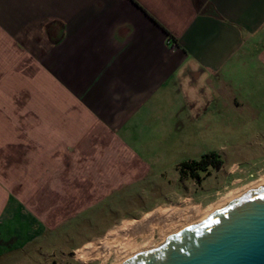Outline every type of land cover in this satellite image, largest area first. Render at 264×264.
<instances>
[{
	"label": "crops",
	"instance_id": "obj_1",
	"mask_svg": "<svg viewBox=\"0 0 264 264\" xmlns=\"http://www.w3.org/2000/svg\"><path fill=\"white\" fill-rule=\"evenodd\" d=\"M242 107L264 111V0H0V231L95 221L115 191L159 179L151 212Z\"/></svg>",
	"mask_w": 264,
	"mask_h": 264
},
{
	"label": "rangeland",
	"instance_id": "obj_2",
	"mask_svg": "<svg viewBox=\"0 0 264 264\" xmlns=\"http://www.w3.org/2000/svg\"><path fill=\"white\" fill-rule=\"evenodd\" d=\"M263 112L262 108L242 107L238 113L236 112L234 119L230 117V121H223L220 126L216 124V127H211L209 132L196 142L195 153L188 154L190 158L198 159L204 153L215 150L223 160L222 169L202 173L203 178L210 176L203 186L200 181L184 179L177 189L173 188L171 191L173 195L175 192L179 194L176 199L144 214L156 204L167 200L166 193L170 186L163 185L159 179L157 184H146L144 187L131 185L126 189L115 191L107 201L101 202L93 214L95 221L90 222L80 216L77 221L62 222L56 231L45 229L41 238L35 236L34 231L31 236L25 235L22 233V226H19L21 231L13 232L14 225L4 224L0 231V264H113L117 254L115 248L122 244L119 238L116 239V243L109 244L112 249L110 252L98 253L96 250L103 248L106 240L114 239L113 236L117 232L128 231L131 224L143 221L154 213L165 216L168 212H179L182 218H186L190 211L194 213V216L202 215L208 208L213 207V204L220 202L231 190L245 189L249 184H255L263 178L264 121L260 119ZM228 115L231 116L229 113ZM234 165L242 170L235 169L233 172L231 167ZM165 172L169 179L177 176L173 168H166ZM149 177L154 178V175ZM221 186L223 188L219 191H213ZM123 217L138 219L114 222ZM175 225H179V222ZM151 232L149 235L136 236L132 240L124 238L123 244H128L129 240L132 244L140 246L159 241V229L154 227ZM90 245L94 247L85 257L86 259L80 258L79 251Z\"/></svg>",
	"mask_w": 264,
	"mask_h": 264
},
{
	"label": "water",
	"instance_id": "obj_3",
	"mask_svg": "<svg viewBox=\"0 0 264 264\" xmlns=\"http://www.w3.org/2000/svg\"><path fill=\"white\" fill-rule=\"evenodd\" d=\"M122 264H264V184Z\"/></svg>",
	"mask_w": 264,
	"mask_h": 264
},
{
	"label": "bare ground",
	"instance_id": "obj_4",
	"mask_svg": "<svg viewBox=\"0 0 264 264\" xmlns=\"http://www.w3.org/2000/svg\"><path fill=\"white\" fill-rule=\"evenodd\" d=\"M263 184H264V176H263V178H261V180L259 182H256L255 184L254 183L249 184L248 187L246 186L245 189L231 190L225 197H223L220 200V202H216L217 203L216 205L213 204V207H210L211 206L210 205L209 206L210 208H208L206 211H204L202 213V215H200V216H194V213L192 211H190V212L188 211L189 213L187 212L188 214H187L186 218L183 217L185 219L182 218L181 214L179 215V212H176V213L168 212L165 216H160V215H157V213H154L153 215H151L150 217H147L143 221L131 224L128 227L129 228L128 231L126 230L127 225L124 226L125 228L124 227L123 228H124V230H126L125 232H122V233H120V232L116 233L115 232L116 234L113 236L115 240L114 239L106 240V242L102 246L103 248H99L96 251L98 253L110 252L112 249H111V246L109 244L113 243V242L116 243V239L119 238L120 242H122V244L119 247H117L118 246L117 245L115 248L117 254H116L115 262L113 264H122L126 260H128L130 257L135 255L136 253L148 250L152 247H156V246L162 244L171 233L181 229L182 227H185V226H188L190 224H194V223H198V222L202 221L203 219L208 217L214 210L226 205L231 200L237 198L238 196H240L241 194H243L244 192H246L250 188L258 187V186L263 185ZM177 222H179V225H175V223H177ZM154 227H157L160 231V233H159L160 234V236H159L160 240L159 241H157V242L155 241L153 243L152 242H148V243L146 242L147 244L141 245V246L131 243L132 241H130V240L134 239L136 236H139V235L145 236V235H149V233H152L151 231L153 230ZM124 238L130 239L129 243L127 242L128 244H123ZM147 238H148L147 241H149V236H147ZM150 241H152L151 238H150ZM92 249H93V246H90L89 248L83 249L81 252H79V257L85 258L86 256L89 255V252Z\"/></svg>",
	"mask_w": 264,
	"mask_h": 264
},
{
	"label": "trees",
	"instance_id": "obj_5",
	"mask_svg": "<svg viewBox=\"0 0 264 264\" xmlns=\"http://www.w3.org/2000/svg\"><path fill=\"white\" fill-rule=\"evenodd\" d=\"M223 166V160L216 152L204 154L199 160L184 161L180 164V169L185 175L191 176L196 181L201 180V172H206L209 167L220 169ZM182 174V175H183Z\"/></svg>",
	"mask_w": 264,
	"mask_h": 264
},
{
	"label": "built area",
	"instance_id": "obj_6",
	"mask_svg": "<svg viewBox=\"0 0 264 264\" xmlns=\"http://www.w3.org/2000/svg\"><path fill=\"white\" fill-rule=\"evenodd\" d=\"M167 44L174 47L176 45V42L171 37H168Z\"/></svg>",
	"mask_w": 264,
	"mask_h": 264
}]
</instances>
